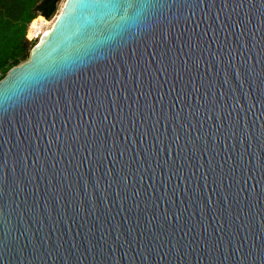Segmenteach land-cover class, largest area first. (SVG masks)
<instances>
[{
    "label": "water",
    "instance_id": "obj_1",
    "mask_svg": "<svg viewBox=\"0 0 264 264\" xmlns=\"http://www.w3.org/2000/svg\"><path fill=\"white\" fill-rule=\"evenodd\" d=\"M139 2L156 6L72 65L66 0L0 82L63 65L0 96V264L264 259L260 0Z\"/></svg>",
    "mask_w": 264,
    "mask_h": 264
},
{
    "label": "snow or ice",
    "instance_id": "obj_2",
    "mask_svg": "<svg viewBox=\"0 0 264 264\" xmlns=\"http://www.w3.org/2000/svg\"><path fill=\"white\" fill-rule=\"evenodd\" d=\"M150 6L156 5L140 3L139 0H77L78 18L83 20V24L78 29V35L65 49L62 60L72 65L77 62L82 63L85 56H90L100 50L104 43L102 36L105 33L125 29L128 23L139 15L141 9ZM252 7L255 8L257 5L253 3ZM258 11L264 17V0H260ZM29 64L31 67L26 74L19 76L18 81L14 76L13 80H9L0 88V96H3L5 100L9 99L8 94L13 88L21 84L27 86L33 79L53 71H60L63 67L62 64L44 65L40 61L35 64L30 61ZM128 72L135 75L136 65H129ZM260 264H264V259H261Z\"/></svg>",
    "mask_w": 264,
    "mask_h": 264
},
{
    "label": "trees",
    "instance_id": "obj_3",
    "mask_svg": "<svg viewBox=\"0 0 264 264\" xmlns=\"http://www.w3.org/2000/svg\"><path fill=\"white\" fill-rule=\"evenodd\" d=\"M63 0H0V82L30 59L38 44L27 38L36 19L52 21Z\"/></svg>",
    "mask_w": 264,
    "mask_h": 264
},
{
    "label": "bare ground",
    "instance_id": "obj_4",
    "mask_svg": "<svg viewBox=\"0 0 264 264\" xmlns=\"http://www.w3.org/2000/svg\"><path fill=\"white\" fill-rule=\"evenodd\" d=\"M64 4H65V2H64ZM63 7H64V5H63ZM63 7H62V9H63ZM62 9H61V11H62ZM61 11H60V13H61ZM60 13L58 14V16L60 15ZM47 24H48V22L42 18L34 20L30 30L28 31V38L30 40H33ZM50 30H52V28H50Z\"/></svg>",
    "mask_w": 264,
    "mask_h": 264
},
{
    "label": "built area",
    "instance_id": "obj_5",
    "mask_svg": "<svg viewBox=\"0 0 264 264\" xmlns=\"http://www.w3.org/2000/svg\"><path fill=\"white\" fill-rule=\"evenodd\" d=\"M45 20V19H44ZM47 21V20H46ZM48 23L50 22V21H47ZM33 23V22H32ZM31 26H32V24H31ZM31 26L29 27V29H28V31L30 30V28H31ZM46 27L47 26H45L42 30H41V32L33 39V40H30L29 38H28V33H27V38H28V40L29 41H31V42H37V43H39V41L43 38V36L47 33V32H49L50 31V29H46ZM53 27V26H52Z\"/></svg>",
    "mask_w": 264,
    "mask_h": 264
},
{
    "label": "rangeland",
    "instance_id": "obj_6",
    "mask_svg": "<svg viewBox=\"0 0 264 264\" xmlns=\"http://www.w3.org/2000/svg\"><path fill=\"white\" fill-rule=\"evenodd\" d=\"M64 2H66V0H63L62 2H61V4H60V9H59V13H60V11H61V9H62V7H63V5H64ZM58 13V14H59ZM56 18H57V16L52 20V21H50L46 26V29H50V28H52V26L55 24V22H56Z\"/></svg>",
    "mask_w": 264,
    "mask_h": 264
}]
</instances>
